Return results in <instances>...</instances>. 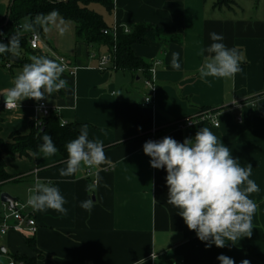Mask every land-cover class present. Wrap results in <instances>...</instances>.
Segmentation results:
<instances>
[{
	"label": "crops",
	"instance_id": "1",
	"mask_svg": "<svg viewBox=\"0 0 264 264\" xmlns=\"http://www.w3.org/2000/svg\"><path fill=\"white\" fill-rule=\"evenodd\" d=\"M10 1L0 0V19L7 16ZM214 4L215 0H114L111 15L104 8L107 16L99 13L111 28L121 25L131 30L136 24H150L181 39V43L150 41L133 46L134 55L155 69L154 107L145 103L153 95L146 86L150 73L100 70L99 57L108 53L107 48L78 41L75 24L59 16L53 24L58 25L54 38L52 23L42 25V50L19 56L24 60L33 55L65 57L77 68L75 75L61 76L67 89L40 101L25 99L5 111L3 94L14 86L23 66L10 73L0 63L1 139L10 142L13 133L28 135L31 124L42 119L38 104L46 102L57 110L62 123H77L79 131L87 125L88 138L101 142L111 161L93 168L90 178L86 167L74 176L61 177L66 163L58 152L16 159L4 155L7 173L17 179L11 184L19 188L11 196L26 202L39 178L59 188L68 212L36 211L35 236L12 231L0 239V264H18L14 256L35 257L30 239L47 256L41 264H220L221 254L235 264L244 259L263 264L254 254L264 257V0H235L231 9H215ZM211 32L222 34V42L241 54V71L234 77H200L199 68L208 55L205 49L213 43ZM33 33V28L20 31L29 39ZM173 52L180 54V70L171 67ZM116 93L120 95L115 97ZM202 110L218 112L220 126L200 122L192 128L179 127ZM202 127L230 148L240 166H252L250 179L259 186L250 194L257 205L251 237L228 242L224 248H206L187 228L179 209L167 203L166 170L152 168L151 158L143 152L149 140L171 137L182 143ZM97 171L102 179L89 193L86 187ZM89 198L94 200L90 213L80 207Z\"/></svg>",
	"mask_w": 264,
	"mask_h": 264
},
{
	"label": "clouds",
	"instance_id": "2",
	"mask_svg": "<svg viewBox=\"0 0 264 264\" xmlns=\"http://www.w3.org/2000/svg\"><path fill=\"white\" fill-rule=\"evenodd\" d=\"M57 16L58 11L53 10L46 16L37 15L34 23L54 24ZM32 27V24L24 25L26 29ZM209 36L213 43L205 49L208 55L199 68L200 77H234L241 71V54L222 42V34L211 32ZM20 39L19 33H16L7 44L0 42V54L18 56ZM30 60L31 63L25 64L15 77L14 86L3 94L6 96V108H13L17 103L20 105L25 99L44 100L55 92L67 89V80L61 78L65 71L61 63L35 55ZM170 64L174 70H180L178 52L172 53ZM118 95L116 93L115 97ZM88 136L87 125H84L78 137L66 144L68 158L66 168L60 169L61 177L74 176L82 167L99 169L100 165L111 163L105 155L103 144L90 140ZM40 139L42 144L39 145V151L33 155H55L58 149L51 135L45 132ZM143 152L151 158L152 168L166 170L167 203L179 209L178 213L187 228L195 231L197 238L205 242L206 248L212 245L224 248L228 242L236 244L238 239L251 237L252 219L257 205L250 199V194L259 191L256 182L250 179L252 166H240L230 148L221 143L208 127L200 128L194 137L186 138L182 143L171 137H164L158 142L149 140L144 143ZM101 179L97 171L95 180L86 187V191L94 193ZM66 203L58 187L42 182L39 178L29 189L26 201L34 211L52 209L61 215H67L68 209L64 207ZM80 207L90 213L94 200H83ZM217 259L220 264H235L234 259L223 254ZM240 264H250V261L244 259Z\"/></svg>",
	"mask_w": 264,
	"mask_h": 264
},
{
	"label": "trees",
	"instance_id": "3",
	"mask_svg": "<svg viewBox=\"0 0 264 264\" xmlns=\"http://www.w3.org/2000/svg\"><path fill=\"white\" fill-rule=\"evenodd\" d=\"M11 3L12 0L8 8V13L11 10L9 23L5 25L8 13L7 16L0 19V34H2L0 35V42L7 44L13 34L19 33L21 37L20 53L35 54L30 48L29 37L20 34L24 25L32 24L34 33H38L42 37L44 29L41 24L34 23L35 18L41 14L46 16L53 10H57L58 16L64 21H71L75 24L78 41L88 43L96 48H107L108 52H112L114 48L113 36L104 34L106 31H111L112 28L107 25L103 16L93 9L94 6H101L111 15L114 11V0H15L12 7ZM234 4L235 0H215L214 8L231 9ZM116 27V64L117 70L121 71L149 73L152 65L134 55L133 46L135 45H146L150 41L161 44L181 43L178 36H166L159 27L150 24H136L129 33H126L121 25ZM12 56L10 53L0 54L1 66L10 73L13 68L28 63L19 55L17 57L22 60V64L11 63ZM78 128L79 124L77 123H67L62 126L58 114L54 112L48 118H42L39 122L32 123L28 135L13 133L10 142L0 138V196L3 193L2 186L17 181L16 178L7 173L4 155L12 159L17 157L31 158V155L39 151V145L42 144L40 137L46 132L51 135L58 149L57 152L62 156V163H66L68 154L65 146L69 141L78 137L80 134ZM28 245L34 251L35 257L14 256L15 261L18 264H41V261L47 256L39 250L34 239L28 240ZM254 256L264 264V257L255 254Z\"/></svg>",
	"mask_w": 264,
	"mask_h": 264
},
{
	"label": "built area",
	"instance_id": "4",
	"mask_svg": "<svg viewBox=\"0 0 264 264\" xmlns=\"http://www.w3.org/2000/svg\"><path fill=\"white\" fill-rule=\"evenodd\" d=\"M124 29L126 33L130 32L128 28L124 27ZM104 34L105 35L111 34L114 38L115 45L112 52H108L107 54L99 57V68L102 71L117 70V64H116L117 27L114 26L111 31H106L104 32ZM42 44H43L42 37L38 33H33L31 35V38L29 39L30 48L34 51L39 52L40 50H42ZM92 57L94 58L95 54H92ZM52 59L58 63H61L64 66L65 68L64 72L69 73L71 76L75 75L77 68L69 65L65 57L55 55ZM149 73L151 74V77L146 81V86L153 91V95L151 97H147L145 99V103L147 105H152L154 107L155 106L154 94L156 92L155 69L152 67L149 70ZM16 106L13 108H6V103H5L3 105V110L11 111L15 109ZM37 109L40 114V117L42 118H48L52 113L54 112L57 113V110L50 107L46 102H40L38 104ZM218 117H219L218 112L211 110L203 111L197 114V116H195L193 119L183 122L182 124H180L179 127L192 128L200 122H208L212 124L214 127L218 128L220 126ZM239 122L241 121L239 120ZM66 124L67 122H63L62 126H65ZM86 176L88 178L93 176V168L86 167ZM12 231L18 232L23 236H27V237H33L38 232L36 211H34L30 206H28L26 202H21L16 200L13 208L10 207L8 204L0 205V239L6 237ZM11 264H15V263L12 262Z\"/></svg>",
	"mask_w": 264,
	"mask_h": 264
},
{
	"label": "rangeland",
	"instance_id": "5",
	"mask_svg": "<svg viewBox=\"0 0 264 264\" xmlns=\"http://www.w3.org/2000/svg\"><path fill=\"white\" fill-rule=\"evenodd\" d=\"M93 9L96 12H98V13L106 14L105 11H104V9H103V7H101V6H94ZM106 16H107V14H106ZM58 20H59L60 24L65 23L68 26H71L72 25V23H70V22H62L60 19H58ZM56 30H58V25L57 24L53 25V23H52L51 24V27H50V32L52 33L53 38L55 36V31ZM49 36L52 37L51 34ZM25 61H27L28 63H31V60L30 59H25ZM15 186L13 184H11V183H8V184L2 186V191L7 192L9 194H14L15 195L16 194V190L19 189V188L16 189Z\"/></svg>",
	"mask_w": 264,
	"mask_h": 264
},
{
	"label": "water",
	"instance_id": "6",
	"mask_svg": "<svg viewBox=\"0 0 264 264\" xmlns=\"http://www.w3.org/2000/svg\"><path fill=\"white\" fill-rule=\"evenodd\" d=\"M14 1L15 0H12L11 7H12ZM10 14H11V10L8 13V17H7V20H6L5 25H7L9 23ZM10 61H11V63L22 64V60H20V58H18L17 56H12ZM16 200H17L16 198H14L13 196H11L7 192H3L1 194V196H0V202H1V204H8L12 208L14 207V203L16 202ZM2 251L5 252L4 249Z\"/></svg>",
	"mask_w": 264,
	"mask_h": 264
}]
</instances>
